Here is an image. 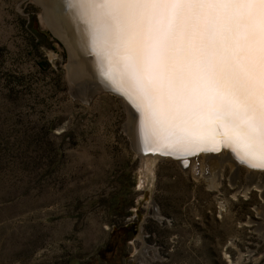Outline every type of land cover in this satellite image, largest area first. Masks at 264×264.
I'll return each mask as SVG.
<instances>
[{
    "label": "rangeland",
    "instance_id": "374dc122",
    "mask_svg": "<svg viewBox=\"0 0 264 264\" xmlns=\"http://www.w3.org/2000/svg\"><path fill=\"white\" fill-rule=\"evenodd\" d=\"M41 13L0 0V264H264V170L141 156Z\"/></svg>",
    "mask_w": 264,
    "mask_h": 264
},
{
    "label": "bare ground",
    "instance_id": "6f19581e",
    "mask_svg": "<svg viewBox=\"0 0 264 264\" xmlns=\"http://www.w3.org/2000/svg\"><path fill=\"white\" fill-rule=\"evenodd\" d=\"M39 1L45 6L47 20L61 30L70 46L73 58L70 60V68H68L70 78L76 82L81 77L90 74L101 80L102 85L105 81L118 86L115 87L127 93L123 94L122 101L129 109L130 133L131 119L133 118L131 106L134 105L133 110L136 109L135 112H138L133 118L136 129L135 145L138 151L142 150L140 142L139 145L136 144L139 138L144 145L150 146L149 144H151L152 147L158 149L179 151L193 149L194 142H196L193 140L195 135L200 136L209 123L218 126L211 119L205 120V114L199 111L200 108L210 105V103H204L205 100L213 101L215 107L228 113L225 116L227 120H221L225 130L240 123V118L232 114L231 106L228 110L220 102L222 99H229L228 93L234 88V84L227 75L231 58L225 40L218 39L217 28L207 27L210 20L207 15L201 17L199 28L193 29L192 35L187 41L181 27L174 36L170 35L162 42H154L153 48L159 49L155 53L157 63L150 65L149 70L145 72L142 65L144 40L142 32H137L130 39L122 37L120 29L114 22L112 27L108 28L100 16L93 17L90 14H85L82 9L70 6L67 0ZM203 11L207 13L208 6H205ZM185 45H187V50ZM230 51H235V48H231ZM129 65L136 66L135 74L128 71L127 66ZM214 68L224 69L225 73L221 74L219 71L214 73ZM186 69H188L187 72ZM157 72L159 76L156 78L154 76ZM213 75H215V83L212 82ZM153 78L156 84L154 91L157 97L154 96V100L159 113V123L153 131V138L149 140L144 138V112L139 107L142 103L146 104L147 100L144 99L138 81L145 80L148 85V81ZM71 84L73 85L72 81ZM165 84L167 91L171 92L174 97L181 98L179 103L173 100H169L167 104L164 103ZM94 86L96 87V85ZM90 90L94 91V88H90ZM215 90H219L220 95H216ZM84 94L87 95L88 91ZM200 153L207 156L206 165L199 162L198 168L203 171L211 169L209 161L215 159L220 160L221 166L227 161L235 164L237 168L234 166L236 169L234 172L237 176L239 164L248 166L252 181H255L256 173L262 170L241 162L240 158L229 150ZM200 153L191 156L192 160ZM142 156L147 157L143 154ZM154 157L161 158L159 155ZM191 158L189 161L192 162ZM196 165L192 166L196 167ZM255 186L260 187L264 195V182L258 184V181H255ZM158 217L162 218L161 213L158 214Z\"/></svg>",
    "mask_w": 264,
    "mask_h": 264
},
{
    "label": "snow or ice",
    "instance_id": "6c2138e0",
    "mask_svg": "<svg viewBox=\"0 0 264 264\" xmlns=\"http://www.w3.org/2000/svg\"><path fill=\"white\" fill-rule=\"evenodd\" d=\"M67 3L85 14L100 16L108 28L114 22L122 37L130 39L142 32L145 72L157 63L155 53L159 49L153 48L154 42L174 36L181 27L187 41L193 29L199 28L201 17H210L207 27H216L218 39L223 38L229 47L227 75L234 88L228 93L226 103L233 115L240 118V123L228 128L226 135L236 136L238 142L247 146L245 159L258 160L264 166V0H67ZM205 6L207 13L203 11ZM233 47L235 51H230ZM127 68L133 74L137 71L135 65ZM216 71L225 73L220 68L213 69ZM212 82L215 83V75ZM138 83L147 100L139 105L144 112V138L151 140L159 123L155 91L145 80ZM165 88L164 103L169 100L179 103L181 98L167 91L166 84ZM215 94L220 95L219 90ZM218 118L227 120L224 116Z\"/></svg>",
    "mask_w": 264,
    "mask_h": 264
},
{
    "label": "water",
    "instance_id": "95a60500",
    "mask_svg": "<svg viewBox=\"0 0 264 264\" xmlns=\"http://www.w3.org/2000/svg\"><path fill=\"white\" fill-rule=\"evenodd\" d=\"M34 1L37 4H39L40 7L42 8V13L40 16V18L42 17L41 20L47 24V26L49 27V29L51 31L50 33L53 34L56 37V39L63 45L64 49H66L67 55H68L67 69L70 68L69 67L70 66L69 65L70 60H73V58H72L70 46H69L67 40L62 35L61 30L56 28V25H53L51 23V21L47 20V18L45 16V11H44V10H46L45 6L39 0H34ZM185 68H188V67H185ZM187 71H188V69H186V72ZM158 76H159V74L157 72L156 76H154V77L157 78ZM68 79L73 82V85H72L73 89L76 88L75 86L77 84H80L83 81V82L87 83L86 87L88 90H90V88H94L93 94H95L96 92H110V93L120 97L121 99L124 98V95L121 94L122 90L116 88L118 86L111 84V83L109 84L105 81L102 85L101 80H99L96 77L94 78L90 74L81 77L80 80L75 82L72 78H70L69 72H68ZM154 80L155 79L153 78L151 81H148V86L151 87L152 89H154L156 87ZM94 85H96V87ZM154 96L157 97V95H154ZM225 100L226 99H222V101H220V102H222V104L224 106H226L229 110L230 105L228 103H226ZM131 108H132V113H133L132 117L134 118V116H136L138 114V112H135L136 109L133 110L134 105H132ZM199 111L203 112V114H205V116H204L205 120L211 119L214 122H216L218 126H216L214 123H209L204 128L205 131L203 133H201L200 136L195 135L193 140L196 142H194L195 147L193 149L183 150V151L171 150V149H161V148L158 149L156 147H152L153 145H151V144H149L150 146H148L146 144L144 145L141 138H139V140L137 141L136 144L139 145V142H140V146H141L142 150L138 151V149L136 148L137 146L135 145V137H136L135 121L132 118L131 119V133L130 134H131V138H132L133 147L137 149V151L140 153L141 156L143 154L144 156L159 155L163 159L175 158V159L180 160L184 165L188 164V161L191 158V156L197 155L200 152H203V151H205V152L218 151L219 152V151L225 149V150H229L230 152L237 155L240 158L241 162L249 164V166H252L254 168L264 170V166H262L258 160L250 162L244 158V152H245L246 147H247L245 144L238 142L237 137L226 135V130L222 126V122H221L222 119H220L218 117L227 116L228 115L227 112L225 113L222 111V109L215 107L213 101L210 103V105L208 107L200 108ZM232 114H233V112H232ZM136 123H137V121H136ZM142 144H143V146H142Z\"/></svg>",
    "mask_w": 264,
    "mask_h": 264
},
{
    "label": "trees",
    "instance_id": "16d2710c",
    "mask_svg": "<svg viewBox=\"0 0 264 264\" xmlns=\"http://www.w3.org/2000/svg\"><path fill=\"white\" fill-rule=\"evenodd\" d=\"M45 34H47L46 32H45ZM49 34V33H48Z\"/></svg>",
    "mask_w": 264,
    "mask_h": 264
}]
</instances>
